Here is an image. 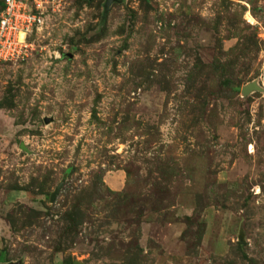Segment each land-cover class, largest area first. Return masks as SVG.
Wrapping results in <instances>:
<instances>
[{
	"label": "rangeland",
	"instance_id": "1",
	"mask_svg": "<svg viewBox=\"0 0 264 264\" xmlns=\"http://www.w3.org/2000/svg\"><path fill=\"white\" fill-rule=\"evenodd\" d=\"M103 3L0 63L3 262L264 264V0Z\"/></svg>",
	"mask_w": 264,
	"mask_h": 264
},
{
	"label": "built area",
	"instance_id": "2",
	"mask_svg": "<svg viewBox=\"0 0 264 264\" xmlns=\"http://www.w3.org/2000/svg\"><path fill=\"white\" fill-rule=\"evenodd\" d=\"M63 0H2L0 63L22 59L32 50L31 35Z\"/></svg>",
	"mask_w": 264,
	"mask_h": 264
},
{
	"label": "water",
	"instance_id": "3",
	"mask_svg": "<svg viewBox=\"0 0 264 264\" xmlns=\"http://www.w3.org/2000/svg\"><path fill=\"white\" fill-rule=\"evenodd\" d=\"M114 1H117V0H104V3H103V14L106 15L110 5L114 2ZM253 89H259V87L257 86V84L252 81V82H249L245 85H243L241 87V93L243 95L249 93L251 90ZM64 179H62L61 181L58 182V184L55 186L54 190L50 193V196H49V199L50 201H53L55 196L58 194L61 186H62V182H63ZM239 240H243V236L242 234H239L238 236ZM0 264H20V261L17 260V261H9V262H0ZM73 264H80L79 262H77L76 260L73 261Z\"/></svg>",
	"mask_w": 264,
	"mask_h": 264
},
{
	"label": "trees",
	"instance_id": "4",
	"mask_svg": "<svg viewBox=\"0 0 264 264\" xmlns=\"http://www.w3.org/2000/svg\"><path fill=\"white\" fill-rule=\"evenodd\" d=\"M86 1H89V2H91L92 0H86ZM2 1H0V9L2 8ZM215 67H223V65H220V66H215ZM239 88V86H237L235 89H238ZM105 187V184L102 182V177L100 176V175H97V178H96V180H95V189H97V188H99V187ZM110 192V191H109ZM112 193V192H111ZM86 212H83L81 209H80V205L79 204H77V206H75V207H73V210H72V213H70V212H67L66 213V215L67 216H73L72 217V222H74V228H75V226L78 224V223H80L81 222V218L83 217V216H85L86 214H85ZM79 214H80V216H79ZM0 261H6L5 260V257L4 256H0ZM67 264H72V261L70 260H67V262H66Z\"/></svg>",
	"mask_w": 264,
	"mask_h": 264
}]
</instances>
